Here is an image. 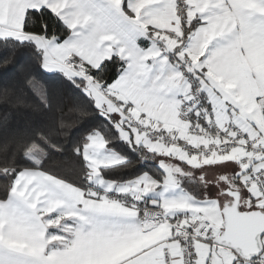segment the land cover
<instances>
[{"label": "snow or ice", "instance_id": "snow-or-ice-1", "mask_svg": "<svg viewBox=\"0 0 264 264\" xmlns=\"http://www.w3.org/2000/svg\"><path fill=\"white\" fill-rule=\"evenodd\" d=\"M0 264H264V0H0Z\"/></svg>", "mask_w": 264, "mask_h": 264}]
</instances>
